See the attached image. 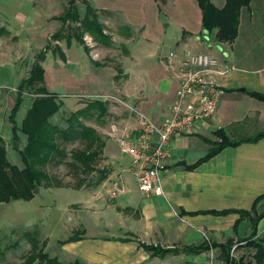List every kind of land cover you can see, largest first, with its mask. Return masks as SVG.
Listing matches in <instances>:
<instances>
[{"label":"crops","instance_id":"crops-1","mask_svg":"<svg viewBox=\"0 0 264 264\" xmlns=\"http://www.w3.org/2000/svg\"><path fill=\"white\" fill-rule=\"evenodd\" d=\"M211 1L219 8L226 3ZM89 2L112 39V45L106 47L91 35L84 36L98 45V57L115 41L129 50V61L122 67L125 83L120 86L113 67L94 59L91 50L87 51L77 38H49L57 23L62 26L57 17L65 12L67 0H0V136L7 147L13 137L9 117L17 88L29 76L37 51L49 42L50 47L59 46L61 52L57 51L56 57L49 47L46 53L42 63L45 86L59 95L66 111L76 112L99 100L110 102L109 115L113 105L108 98L124 96L127 105L155 121L162 120L176 99L177 59L186 48L209 52L210 46H217L220 54L214 55L223 73L216 74L215 79L225 93L215 117L199 121L172 138V157L163 173L161 196L142 193L130 170V157L121 153L110 131H104L107 135L103 137L94 127L105 141L102 158L108 176L99 183L88 179L75 190L79 195L67 205L75 212L74 226L65 239L44 238L45 252L64 264H225L216 245L232 240L231 255L239 261L237 256L246 248L242 240L252 234L253 227L238 211L251 210L262 197L257 211L264 212V138L228 146L195 169L186 166L204 158L220 141L215 134L219 130L232 141L264 132V101L252 95L264 94V0H253L242 10L239 34L232 43H218L206 34L196 0ZM79 3L83 17L86 9L82 10ZM168 44L173 47L171 52L178 54L176 60L160 54ZM31 105L32 101L23 97L21 108L27 112ZM120 122V126L128 123L129 127H138V119L131 115ZM116 181L122 191L113 196ZM257 232L264 233V218ZM75 234L77 239L68 241ZM201 244L209 245V250L184 251ZM144 246L173 252L156 255Z\"/></svg>","mask_w":264,"mask_h":264},{"label":"trees","instance_id":"trees-1","mask_svg":"<svg viewBox=\"0 0 264 264\" xmlns=\"http://www.w3.org/2000/svg\"><path fill=\"white\" fill-rule=\"evenodd\" d=\"M68 4L65 12L57 17L62 22L61 29L53 34V41H60L67 38H77L81 44H85L84 36L91 35L102 46L110 47L112 39L105 33V26L99 21L98 12L88 0H84L85 14L82 17L77 3L80 0H67ZM202 12V27L206 34L213 36L218 43H232L239 34L241 13L244 8L250 7L253 0H226L222 8L216 6L211 0H196ZM49 44L40 51L33 64L29 76L23 79L17 88V98L10 113V123L12 125L13 140L20 142V135L25 140L19 154L24 165L23 168L12 163L8 159L7 143L0 136V204L10 203L17 200H31L34 197L36 188L42 185L51 187L53 178L49 173V166L66 165L72 170L74 176L79 177L78 186L81 187L88 182V179L97 174V183L102 182L108 176L106 168L98 167L103 156L105 141L98 131L87 125L85 120L95 119L100 121L108 115L109 103L99 100L90 101L86 107L76 112H71L64 118L65 124L53 122V118L62 112L63 103L56 93H51L45 86V69L42 65ZM87 51L89 48L86 47ZM56 51L61 52L59 46ZM30 92L36 95L32 99V105L27 110L24 118L18 121L17 116L21 108L24 94ZM257 99L264 101V94L252 93ZM216 136L219 142L213 144L207 155L188 169H195L202 162L212 158L228 146H237L243 142L257 141L264 138V132L254 137H245L237 141H232L224 130H219ZM80 145L69 150V146ZM91 186V185H89ZM53 187H63L62 182H55ZM255 203L251 210L238 211L241 217L249 218L252 223V234L243 239L246 243L244 247L253 251L252 261L248 264H264V233L258 235L257 226L264 218V212L257 211ZM232 211H223L222 214ZM254 214V215H252ZM33 243V250L27 260V264H64L58 257H52L45 252L46 243L40 244L38 238L25 234ZM76 234L68 241L76 240ZM216 245V244H215ZM219 246L222 250V257L225 264H238L242 259L236 260L231 251L234 242L229 240ZM147 250L156 255H163L173 250H164L152 246H144ZM209 245L201 244L187 247L185 252L199 253L209 250ZM178 252V251H177ZM73 264H85L75 262Z\"/></svg>","mask_w":264,"mask_h":264},{"label":"rangeland","instance_id":"rangeland-1","mask_svg":"<svg viewBox=\"0 0 264 264\" xmlns=\"http://www.w3.org/2000/svg\"><path fill=\"white\" fill-rule=\"evenodd\" d=\"M83 2L84 0H80L79 3L80 6L82 5L80 7L82 10L85 9ZM60 24L61 23H57L56 31H53L49 38L60 30L58 26ZM84 45L91 50L94 59L99 60L106 66L109 65L113 67L117 74V83L119 86L125 83L126 76L122 67L124 61H129L127 57V51L129 52V50L124 44L120 41H115L112 48L108 49L107 52L105 51V54L101 57H98L99 55L96 52H99L98 45L96 46L95 43L88 44L86 40ZM55 47L56 44H53L50 49H53L54 56H59ZM207 50L213 54H220L216 45L210 46ZM171 51H173V47L168 44L163 46L159 52L163 57H167ZM39 52L40 51H37V54ZM35 96L36 95L30 92L24 94V97L31 101ZM116 98L119 99L118 97ZM110 100L113 105L111 107L113 112H110L105 119L101 122L95 119L85 120L87 125L96 127L103 137L107 135L106 132H111L113 123H121L120 121L127 119L130 115L136 117L128 108L129 105H126V98L124 99V96L121 97L120 100H115L113 98ZM108 103L110 104V102ZM114 112L117 113L115 114ZM70 113V111L63 110L62 108V112L52 120L55 123L64 125V118H67ZM25 114L26 111L22 107L18 113V119L21 121ZM131 125L133 126V124ZM120 127L123 129L133 128L129 127L128 123L126 126ZM104 131L106 132L104 133ZM120 133H122V131H120ZM12 138L8 141V159L12 163L23 168L24 165L19 150L22 149L25 138L23 135H20L18 149H15L13 145L14 140ZM76 146L80 147V145ZM76 146L70 145L68 149L71 150ZM98 167L100 169L106 167L103 163V158L99 161ZM48 169L51 178L55 180L52 184L55 185L56 181L62 182L63 187H53V185L48 187L44 184L40 187L39 193L34 194L31 200H17L0 204V264H27L26 262L33 250V243L25 234L29 236L35 235L42 245L44 238H50L51 241L54 239H65L69 234L70 228L74 226L72 219H74L75 212H71L67 205L76 198V195H79L75 192L76 189L80 188L78 186L79 177L74 176L72 170L64 164L58 167L54 165L49 166ZM97 178V174H95L90 177V180H96ZM240 247L244 248L243 246ZM252 254L253 251L250 249H241L237 259L241 258L243 261L238 264H248L252 261ZM35 264L39 263L36 262Z\"/></svg>","mask_w":264,"mask_h":264},{"label":"built area","instance_id":"built-area-1","mask_svg":"<svg viewBox=\"0 0 264 264\" xmlns=\"http://www.w3.org/2000/svg\"><path fill=\"white\" fill-rule=\"evenodd\" d=\"M85 40L88 44H94L90 36H86ZM177 57L176 52L169 55L170 60ZM221 67L220 60L214 54L186 48L177 59L179 86L169 115L155 121L142 111L128 106L138 119V127L121 129L118 124H112L110 134L116 139L121 153L130 157V170L142 193L164 195L163 173L172 157V138L189 131L197 122L216 116L225 93L215 79L216 74L223 73ZM112 98L120 100L116 97L108 99ZM122 130L123 134L120 133ZM120 191L122 185L114 182L112 195Z\"/></svg>","mask_w":264,"mask_h":264},{"label":"water","instance_id":"water-1","mask_svg":"<svg viewBox=\"0 0 264 264\" xmlns=\"http://www.w3.org/2000/svg\"><path fill=\"white\" fill-rule=\"evenodd\" d=\"M13 145H14L15 149L19 148V142L13 141ZM39 191H40V188H36V190L34 191V194L39 193Z\"/></svg>","mask_w":264,"mask_h":264}]
</instances>
